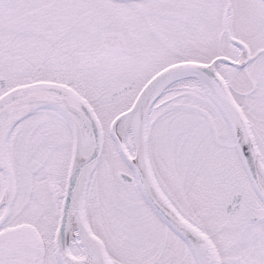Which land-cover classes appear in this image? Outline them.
I'll use <instances>...</instances> for the list:
<instances>
[{
  "label": "snow or ice",
  "instance_id": "obj_1",
  "mask_svg": "<svg viewBox=\"0 0 264 264\" xmlns=\"http://www.w3.org/2000/svg\"><path fill=\"white\" fill-rule=\"evenodd\" d=\"M0 264H264V0H0Z\"/></svg>",
  "mask_w": 264,
  "mask_h": 264
}]
</instances>
